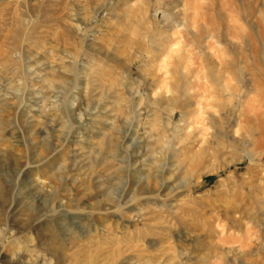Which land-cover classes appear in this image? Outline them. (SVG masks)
Listing matches in <instances>:
<instances>
[{
	"label": "clouds",
	"instance_id": "1",
	"mask_svg": "<svg viewBox=\"0 0 264 264\" xmlns=\"http://www.w3.org/2000/svg\"><path fill=\"white\" fill-rule=\"evenodd\" d=\"M0 264H264V0H0Z\"/></svg>",
	"mask_w": 264,
	"mask_h": 264
}]
</instances>
